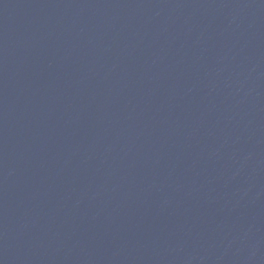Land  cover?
<instances>
[{
    "label": "water",
    "instance_id": "1",
    "mask_svg": "<svg viewBox=\"0 0 264 264\" xmlns=\"http://www.w3.org/2000/svg\"><path fill=\"white\" fill-rule=\"evenodd\" d=\"M0 264H264V0H0Z\"/></svg>",
    "mask_w": 264,
    "mask_h": 264
}]
</instances>
